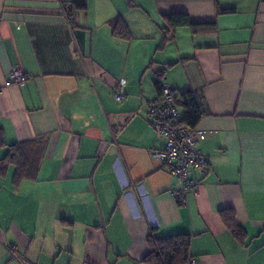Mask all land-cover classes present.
I'll list each match as a JSON object with an SVG mask.
<instances>
[{
    "label": "crops",
    "instance_id": "0c3cea01",
    "mask_svg": "<svg viewBox=\"0 0 264 264\" xmlns=\"http://www.w3.org/2000/svg\"><path fill=\"white\" fill-rule=\"evenodd\" d=\"M62 5L0 0V264H147L150 235L176 234L197 264H264V2L88 0L71 19ZM169 12L214 27H178L159 47ZM118 16L130 39L113 34ZM13 66L25 81L7 83ZM163 68L177 93L200 95L196 129L210 133L184 202L150 155L165 145L147 115ZM35 140L36 174L15 182L8 145Z\"/></svg>",
    "mask_w": 264,
    "mask_h": 264
},
{
    "label": "trees",
    "instance_id": "16d2710c",
    "mask_svg": "<svg viewBox=\"0 0 264 264\" xmlns=\"http://www.w3.org/2000/svg\"><path fill=\"white\" fill-rule=\"evenodd\" d=\"M261 1L264 2V0ZM87 7L88 0H63L62 10L67 17L71 19L76 12L85 11ZM230 11L231 10H222L220 8L217 10L218 13ZM162 19L164 21V27L161 29L163 37L159 47L163 46L168 36L170 38L173 37V32L178 27H188L194 34L209 28L212 30V27H214L213 23H199L192 21L189 14L186 12L163 13ZM108 23L111 25L115 36L123 39L131 38L129 27L121 16L111 19ZM165 70L166 68H163L156 74L157 79L155 81V87L157 89V96L162 92L163 82L161 81V78H163ZM177 96L176 105L179 107L181 113L179 123L182 126L196 129V126L203 115L200 95L194 91H186L183 93H177ZM149 103L150 101L147 105V115ZM148 118L150 119L149 115ZM36 143L37 141L35 140L8 145L7 153L4 158H2L1 162L2 164L11 163L14 165L15 182L36 174V168L38 165V163L36 164V161L40 159V156L43 153L42 146L36 145ZM4 144L3 131L0 127V145ZM220 217L233 236L238 241L242 242L245 237V231L237 224L234 212L230 209H223L220 211ZM148 246L149 252L144 258V262L147 264H187L191 258L189 254L190 240L189 236L185 234H176L160 238L150 235L148 238Z\"/></svg>",
    "mask_w": 264,
    "mask_h": 264
},
{
    "label": "built area",
    "instance_id": "2783aa9c",
    "mask_svg": "<svg viewBox=\"0 0 264 264\" xmlns=\"http://www.w3.org/2000/svg\"><path fill=\"white\" fill-rule=\"evenodd\" d=\"M26 78L20 68L13 66L7 75V83H21ZM123 85L124 79H121L113 90V97L117 102L124 99ZM177 97L171 85L163 82L161 94L149 103L148 115L152 129L165 142L163 149L151 150L150 155L153 159L160 160L166 171L178 180L177 186L170 193L176 201L184 202L186 194L196 187L190 176L192 170H208V159L201 153L198 144L210 133L179 123L181 113L176 105ZM189 264H197V260L192 258Z\"/></svg>",
    "mask_w": 264,
    "mask_h": 264
}]
</instances>
